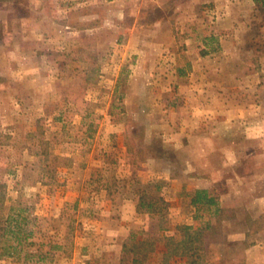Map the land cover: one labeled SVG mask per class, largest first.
<instances>
[{
	"label": "rangeland",
	"instance_id": "374dc122",
	"mask_svg": "<svg viewBox=\"0 0 264 264\" xmlns=\"http://www.w3.org/2000/svg\"><path fill=\"white\" fill-rule=\"evenodd\" d=\"M0 203V264H264V0L0 1Z\"/></svg>",
	"mask_w": 264,
	"mask_h": 264
},
{
	"label": "trees",
	"instance_id": "16d2710c",
	"mask_svg": "<svg viewBox=\"0 0 264 264\" xmlns=\"http://www.w3.org/2000/svg\"><path fill=\"white\" fill-rule=\"evenodd\" d=\"M3 1V0H0ZM140 200L137 206V209L140 211L143 207L146 206L147 212H154L153 201L146 203L144 200L147 198V195L143 193L140 195ZM152 199V198H151ZM151 199L149 201H151ZM155 200H162V198H155ZM1 204V203H0ZM190 204L195 207L196 210L200 208L210 209L214 208V212H220L221 207L217 205L216 198L210 194L207 189H195L190 195ZM13 208L11 207V210ZM22 209H19L17 214H8L6 218L0 215V250L1 255L6 254L10 255L13 251L20 246L23 242H26L30 233L22 232V227L20 225L19 217ZM197 217V216H196ZM14 223L11 227L10 224ZM210 227V224H207L206 227ZM205 227V228H206ZM202 227H193L191 225H184L180 227L179 233L180 237L175 238L174 235H168L165 237V243L163 246V259L166 264L167 258L170 256H180L186 257L188 259V264H197L200 259H202V254L200 253L203 250L202 246V236H203ZM21 233L23 235H21ZM13 240L16 242L15 245L9 242ZM8 244V245H7ZM135 255H138V251L133 250ZM145 257V254H143ZM143 258L133 257L134 263H141Z\"/></svg>",
	"mask_w": 264,
	"mask_h": 264
}]
</instances>
